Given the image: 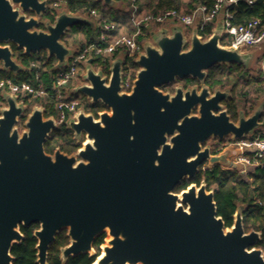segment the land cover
<instances>
[{"label": "water", "instance_id": "1", "mask_svg": "<svg viewBox=\"0 0 264 264\" xmlns=\"http://www.w3.org/2000/svg\"><path fill=\"white\" fill-rule=\"evenodd\" d=\"M100 1L111 7L119 3ZM12 2L35 15L27 18L9 0H0V43L12 42L28 55L46 51L57 59V68L68 65L77 51L62 41L68 29L81 23L95 26L93 19L65 7L56 11L54 22L45 21L46 30H38L48 0ZM223 29L220 17L203 40L194 27L187 49L182 24L152 31L155 45L145 41L135 59L140 68L132 93L122 91V57L112 63L109 76L103 68L95 71L89 59L81 75L84 83L72 92L85 95L91 104L102 102L109 110L96 118L80 109L67 120L76 138L84 134L91 140L78 151V162L76 155L59 149L54 156L45 152L57 124L53 116L45 117L43 106L29 113L20 133L16 124L25 104L2 92L7 107L0 108V264H14L12 247L23 239L20 224L35 222L40 223L34 233L38 264H47L49 248L63 229L71 239L61 249L64 262L83 253L93 255L96 236L108 229L110 239L94 264H264L263 250L257 247L261 232H245L243 204L227 227L205 181L173 193L181 180H193L205 161H225L224 155H211L208 146L202 149L207 140L229 135L241 139L264 125V99L248 117L241 114L233 122L221 104L229 87H217L211 95L205 84L216 64L237 63L249 69L256 60L258 50L222 46ZM0 61L3 70L24 69L8 45H0ZM186 78L197 79L200 90L181 86L171 96L159 89ZM195 108L198 113H193ZM178 200L187 208L177 205Z\"/></svg>", "mask_w": 264, "mask_h": 264}, {"label": "trees", "instance_id": "2", "mask_svg": "<svg viewBox=\"0 0 264 264\" xmlns=\"http://www.w3.org/2000/svg\"><path fill=\"white\" fill-rule=\"evenodd\" d=\"M119 1V0H118ZM140 2L139 0H137ZM215 0H143L140 2V14L149 12H159L171 8L191 10L197 3L206 4L212 7ZM63 3L68 11L73 13H81L89 16L91 10H96L101 18H106L114 22L117 26L116 33L132 34L134 31L132 27H127V13L123 11V16L119 15V9L105 5L100 0H48V10L43 15L45 19L54 22L55 6L54 4ZM233 13V23L242 25L248 23L251 19L260 18L264 23V0H255L253 4H248L244 0H240L238 4L231 10ZM126 29L122 31L124 26ZM212 25H208L201 34L205 37L211 34ZM99 33V28L87 23H81L68 29L63 36L62 41L70 46V38L73 37V42L78 49L83 50L88 44L95 41ZM144 37L139 36L138 41L141 42ZM220 43L225 45V39H221ZM14 56L18 62L23 66V70L14 73L11 70L0 69V81L12 80L14 83L29 82L35 84L42 82L51 94H54L53 88L54 75L60 70H68L69 65L56 67L57 59L55 57H48L42 52L25 54L23 49L18 48L12 44ZM93 63L101 66L103 71L109 72V62L104 61L101 57L93 59ZM139 66L135 63L133 58H126L124 65V78L129 79L130 82L135 78V71ZM263 82V74L252 75L250 69L244 65L231 64H216L208 70V75L205 84L214 89L217 87H229L232 96L225 102L229 113L233 120L237 119V111L239 108V98L244 99L246 103H250L249 110L246 111L249 116L255 109L256 101L262 95L261 85ZM198 83L196 79L187 78L184 80V86L189 87ZM74 87V79H70L68 83L62 87V91L66 88L72 89ZM76 94H72L74 96ZM252 95V96H250ZM252 97V98H251ZM5 102L0 94V103ZM26 103H29L25 99ZM44 107L45 117H57L58 111L55 108L56 101L54 98L33 100ZM1 108V105H0ZM86 110V109H85ZM107 110V107L102 102L90 104V109L87 113H92L97 116L98 112ZM32 111L28 107L21 118L22 122L27 120L29 113ZM264 121V114L261 119ZM73 131L66 127L65 124L54 129L46 143L45 149L47 152H53L55 147H59L66 153L74 152L80 145L73 142ZM205 181L207 190L214 191V199L217 205V214L221 216L227 227H231L234 222V214L239 204L244 205L242 212L243 226L245 232L256 230L261 232V240L258 247L264 249V157L261 159V165L249 173V178H243L237 169H224L221 165L215 164L211 168H201L195 178V182L200 183ZM189 184L188 181L182 183L178 188L185 189ZM38 225L30 227H22L24 239L21 243L14 244L11 253L14 256V264H38L37 263V238L33 235V230ZM104 234L100 235L95 245L98 246L103 242ZM69 238L66 231L57 234L54 243L50 246L48 252L47 264H94L95 256H90L88 253L71 256L67 261L61 259V249L68 245Z\"/></svg>", "mask_w": 264, "mask_h": 264}, {"label": "built area", "instance_id": "3", "mask_svg": "<svg viewBox=\"0 0 264 264\" xmlns=\"http://www.w3.org/2000/svg\"><path fill=\"white\" fill-rule=\"evenodd\" d=\"M240 0H215L212 7L206 4L197 3L189 11L184 9L171 8L156 13L149 12L140 14V7L137 0H119L125 7L129 16V25L133 29L132 34H117V26L114 22L106 18H101L96 10H91L90 17L94 20L99 28V33L94 42L88 44L83 50L77 48L76 53L69 58V69L60 70L54 75L53 88L54 94L42 83L35 84L29 82L14 83L12 80L0 81V94L7 91L18 97V101L28 102L38 99L54 98L56 101L55 108L58 116L54 117L57 127L66 125L70 117H75L82 106V101L77 94L72 96V89L66 88L62 91L70 79L81 78L85 72L89 59L102 58L109 62V71L112 63L118 58L136 59L144 51L145 39L151 36L152 31H156L165 27L170 29L173 24H182L187 30L197 27L198 34L203 40L208 36H203L202 31L208 25H212L211 33L216 26L217 20L222 17L224 19V29L222 38L225 39L227 46L240 47L243 52L252 50H261L264 47V23L260 18L251 19L248 23L237 25L233 23L232 9ZM248 4H253L255 0H244ZM54 6H58L57 3ZM56 13V11H55ZM144 37L141 42L138 37ZM221 38V39H222ZM260 63V72L263 74V82L261 85L262 94L264 95V54ZM95 71L101 66L92 63ZM75 86V85H74ZM41 106V105H39ZM86 111V110H85ZM87 113V112H86ZM237 154L235 156V164L244 168L255 169L261 165V159L264 157V128H258L254 134L246 135L241 139H234Z\"/></svg>", "mask_w": 264, "mask_h": 264}, {"label": "flooded vegetation", "instance_id": "4", "mask_svg": "<svg viewBox=\"0 0 264 264\" xmlns=\"http://www.w3.org/2000/svg\"><path fill=\"white\" fill-rule=\"evenodd\" d=\"M10 2H11V4H12V7H13V9L14 10H18L19 11V13L20 14H25L26 15V17L27 18H29V17H31V16H33V15H35V13L34 12H32V11H24V10H22V8L20 7V5L19 4H17V3H13L12 2V0H9ZM47 19H45L43 16L41 17V24H40V26L37 28L38 30H46V26H45V21H46ZM12 44H14V43H12V42H7V43H0V45H2V46H5V45H8V46H10V49H11V51H12V57L18 62V60L15 58V56H14V51H13V47H12ZM125 61H126V58L125 59H123V62H122V69H123V82H122V85H123V92H126V93H132V90H133V82H134V80H135V78H136V73H137V71L139 70H137V71H135V78L130 82V80L129 79H125L124 78V65H125ZM134 61H135V59H134ZM1 62V61H0ZM19 63V62H18ZM140 68V67H139ZM0 69H2V67H0ZM104 72V75H107V76H109L110 75V71L109 72H105V71H103ZM187 79V78H186ZM184 80L185 79H177V80H175L174 82H172V83H168V84H164V85H162V86H160L159 87V89L160 90H162L163 91V93L164 94H170L171 96H174L175 94H176V91H177V88L178 87H176V84L177 83H180V84H182V87H183V89L184 90H187L188 88H190V87H193V86H198V90H200V82L197 80V82L198 83H195V84H193V85H191V86H189V87H185L184 86ZM209 87V86H208ZM222 91H225L228 87L226 86V87H219ZM215 89L216 88H214V89H210V87H209V90H210V92H211V95H214V93H215ZM229 94H228V96L225 98V99H223L222 101H221V104L223 105V108H224V110H226L227 111V113H228V115L230 116V119L233 121V122H238V120H239V117H240V115L241 114H243L244 116H246V117H248V115H247V112H246V110H244V108H240V105H239V108H238V111H237V119L236 120H233L232 119V116H231V114L229 113V111H228V108L226 107V104H225V102L232 96V93H231V89L229 88ZM107 110H109L108 108H107ZM107 110H104V111H107ZM101 112H103V111H101ZM100 112H98V114H99ZM193 113H198V110H197V108H195L194 110H193ZM215 113H218L217 111H215ZM98 114H97V116H95L96 118H98L99 116H98ZM85 136L86 135H84V139H82V140H78L75 136H73V142L75 143V144H79L80 146L74 151V152H72V153H66V152H64V151H62L59 147H55V149L53 150V152L51 153H49V152H47L46 151V149H45V144H44V149H45V152L47 153V154H49V155H51V156H54V154H55V151L57 150V149H59L61 152H63V153H65V154H67V155H69V156H71V155H78V151L80 150V149H84V145H85V143L86 142H89L90 140L87 138V136H86V139H85ZM229 136H231V135H229ZM226 137H228V136H226ZM225 137V138H226ZM225 138H223V139H218V138H213V139H215V140H217L218 142H223L224 140H225ZM231 138H232V136H231ZM169 139H170V137H168V142H169ZM211 139V138H210ZM234 140V139H233ZM208 141V140H207ZM207 141L202 145V149H204L205 147H206V145H207ZM46 143V142H45ZM161 150H162V146L160 147V149H159V153H161ZM210 153H211V155H217V153L213 150V148H210ZM81 159L77 156V162L78 161H80ZM85 162H87L86 160H85ZM217 164H219V165H221L224 169H226L223 165H222V163H217ZM215 164H213V165H211L210 164V162L209 161H205L204 163H202L201 165H200V167H199V171H200V169L201 168H211V167H213ZM234 165H236L235 164V162L234 163H232V167L230 168V169H237V165H236V167H234ZM76 166V165H75ZM199 171H198V173H199ZM197 173V174H198ZM197 176V175H196ZM196 178V177H195ZM195 178L193 179V180H188V179H183V180H181V182L180 183H178L177 185H176V187H175V189L173 190V193H179V192H181L182 190H185V189H187L191 184H193V183H195V184H197V186H200L201 185V182L200 183H197V182H195ZM185 181H188L189 182V184L186 186V188L185 189H180V190H178V188L182 185V183H184ZM208 191H210V190H208ZM184 205V208H187V206L184 204V203H182L181 202V200H178L177 201V205ZM32 225H38V227L37 228H35L34 230H33V235H34V233H35V231L36 230H38V229H40V223H38V222H35V223H32V224H30V225H28V226H26V225H23V224H20V232L22 233V235H23V239H24V233L22 232V227H30V226H32ZM62 231H66V235H67V237L69 238V243H68V245L70 244V241H71V239H70V237L68 236V229H63ZM61 231V232H62ZM60 232V233H61ZM106 233H108V229H106L105 231H103V232H101L100 234H98L97 236H96V238H95V240H94V242H93V244H92V247H93V249H94V254L93 255H90L89 253V255L90 256H95L96 258H95V261H96V259H97V257L102 253V246H104L105 245V239H106ZM246 233H248V232H246ZM59 234V233H58ZM102 234H104V238H103V242L101 243V244H99L98 246H96L95 245V242H96V240H97V238L100 236V235H102ZM108 235H109V233H108ZM35 236V235H34ZM57 236V235H56ZM36 237V236H35ZM110 237H108V239H109ZM23 239H22V241H23ZM21 241V242H22ZM37 241H38V239H37ZM20 242V243H21ZM38 243V242H37ZM16 244V243H15ZM14 246V245H13ZM36 246H37V244H36ZM67 246V245H66ZM257 247H258V244H257ZM13 248V247H12ZM258 248H260V247H258ZM37 249V248H36ZM262 249V248H261ZM263 250V254H264V249H262ZM249 251H251V250H249ZM37 252H38V250H37Z\"/></svg>", "mask_w": 264, "mask_h": 264}, {"label": "rangeland", "instance_id": "5", "mask_svg": "<svg viewBox=\"0 0 264 264\" xmlns=\"http://www.w3.org/2000/svg\"><path fill=\"white\" fill-rule=\"evenodd\" d=\"M139 1L143 2V0H139ZM140 2H138V4H140ZM63 8H65V5L63 3H59L58 6L55 7V11L62 10ZM116 8L119 9L118 12H119V15L121 14V16H123V11H126V9H127V7H125L121 2L118 3ZM184 10H186V8H184ZM82 15H84V14H82ZM84 16L87 17V18H90L87 15H84ZM127 20H129L128 13H127ZM40 21H41V17H40ZM127 27H131V25H129V21L127 22ZM127 27L125 25L124 28L122 29V31H124ZM184 31H185V34H186V37H187V45L185 47L187 49L191 45L190 36H191L192 31L191 30H187L186 31L185 28H184ZM124 33L126 34V32H124ZM70 41H71L70 46L77 48V46L73 42V37L70 38ZM145 41L146 42H150L152 45H155V42L153 41V38L151 36H148L145 39ZM222 46H227V45L225 43V45H222ZM257 52L258 53H257V56H256V60L253 63V65L249 68L251 74L255 75V76L259 75V72H260V63L259 62L261 61L262 56L264 54V47H263V49L258 50ZM42 53H43V55L47 54L46 51H42ZM0 67H3L2 62H0ZM80 83H84V80H82L80 78H76L74 80V85H77V84H80ZM181 86H182V84H180V83L176 84V87H181ZM77 96L80 99V101H82V106L86 110H89L90 109V104H91L89 98L86 97L83 94H80V93L77 94ZM250 96H252V95H250ZM263 99H264V95L262 94L260 99L258 101H256L255 107ZM0 105H1V108H5V107H7V102L6 101L5 102H1ZM239 105H240L241 109L244 108V110L248 111L249 107L251 105V102L250 103H246L244 99H242V98L240 99L239 98ZM36 106H39V104L35 103L33 101H30L29 103L25 104V108L26 109L28 107H30L33 110ZM25 122H22L21 118H19V121L16 124V128L18 129V131L20 133H22L26 129ZM261 127L264 128V125H262ZM77 139L78 140L84 139V134H82L81 138H77ZM85 139H86V136H85ZM235 144H236V141L233 140V138H231V136H228V137L225 138V140L223 142H218L217 140L211 138V139H209L207 141V145L206 146H208L209 148H213V150L217 153V155H224L225 156V161H222L221 163L226 169H230L232 167V163H234L235 156L237 154V150H236ZM254 170L255 169H252V168H244L242 166H237V171L239 172V174L243 178H246V179L249 178V173L253 172ZM108 237H110V236L108 235V233H106L105 244H106V242L108 240Z\"/></svg>", "mask_w": 264, "mask_h": 264}, {"label": "bare ground", "instance_id": "6", "mask_svg": "<svg viewBox=\"0 0 264 264\" xmlns=\"http://www.w3.org/2000/svg\"><path fill=\"white\" fill-rule=\"evenodd\" d=\"M89 142H91V140H90ZM109 239H110V238H109Z\"/></svg>", "mask_w": 264, "mask_h": 264}]
</instances>
